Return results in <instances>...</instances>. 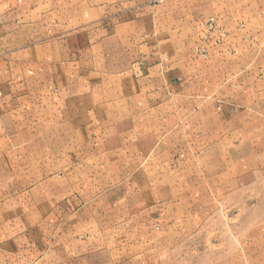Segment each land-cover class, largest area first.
<instances>
[{
  "label": "crops",
  "instance_id": "1",
  "mask_svg": "<svg viewBox=\"0 0 264 264\" xmlns=\"http://www.w3.org/2000/svg\"><path fill=\"white\" fill-rule=\"evenodd\" d=\"M256 181L264 0H0V264H150Z\"/></svg>",
  "mask_w": 264,
  "mask_h": 264
},
{
  "label": "rangeland",
  "instance_id": "2",
  "mask_svg": "<svg viewBox=\"0 0 264 264\" xmlns=\"http://www.w3.org/2000/svg\"><path fill=\"white\" fill-rule=\"evenodd\" d=\"M256 183L251 195H206L200 227L171 244H158L150 264H264V194L259 195L261 181ZM113 234L110 230L112 240Z\"/></svg>",
  "mask_w": 264,
  "mask_h": 264
},
{
  "label": "built area",
  "instance_id": "3",
  "mask_svg": "<svg viewBox=\"0 0 264 264\" xmlns=\"http://www.w3.org/2000/svg\"><path fill=\"white\" fill-rule=\"evenodd\" d=\"M207 28L209 29V30H213L214 28H215V26H216V23L214 22V21H210V22H207ZM202 54L203 55H206V51L205 50H203L202 51Z\"/></svg>",
  "mask_w": 264,
  "mask_h": 264
}]
</instances>
